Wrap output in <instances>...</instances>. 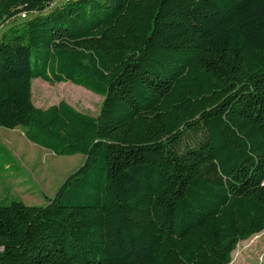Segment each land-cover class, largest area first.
Listing matches in <instances>:
<instances>
[{
  "label": "trees",
  "instance_id": "obj_1",
  "mask_svg": "<svg viewBox=\"0 0 264 264\" xmlns=\"http://www.w3.org/2000/svg\"><path fill=\"white\" fill-rule=\"evenodd\" d=\"M52 2L0 0V30L26 16L0 128L84 161L45 206L0 203V264H230L264 235V0ZM35 79L98 114L34 107Z\"/></svg>",
  "mask_w": 264,
  "mask_h": 264
},
{
  "label": "rangeland",
  "instance_id": "obj_2",
  "mask_svg": "<svg viewBox=\"0 0 264 264\" xmlns=\"http://www.w3.org/2000/svg\"><path fill=\"white\" fill-rule=\"evenodd\" d=\"M24 21L18 18L4 25L0 35ZM14 30L18 31L19 27L16 26ZM12 34L13 32L9 33ZM31 101L39 109L63 101L77 112L96 116L102 97L71 83L50 86L35 79L31 83ZM22 131V128H0V203L20 201L26 206H45L63 181L79 169L84 157H56L28 142ZM5 162L10 166L3 169ZM230 264H264L263 233L240 241L231 254Z\"/></svg>",
  "mask_w": 264,
  "mask_h": 264
},
{
  "label": "built area",
  "instance_id": "obj_3",
  "mask_svg": "<svg viewBox=\"0 0 264 264\" xmlns=\"http://www.w3.org/2000/svg\"><path fill=\"white\" fill-rule=\"evenodd\" d=\"M62 1H69V0H53V2H52V4H51V7H53V6H55L57 3H59V2H62ZM20 18L21 19H24V18H26V16L24 15V14H22L21 16H20Z\"/></svg>",
  "mask_w": 264,
  "mask_h": 264
},
{
  "label": "crops",
  "instance_id": "obj_4",
  "mask_svg": "<svg viewBox=\"0 0 264 264\" xmlns=\"http://www.w3.org/2000/svg\"><path fill=\"white\" fill-rule=\"evenodd\" d=\"M1 36V35H0ZM6 167V166H5Z\"/></svg>",
  "mask_w": 264,
  "mask_h": 264
}]
</instances>
